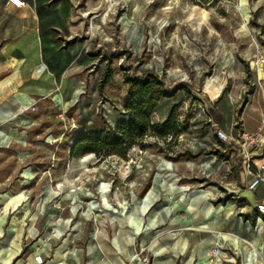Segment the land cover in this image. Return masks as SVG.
I'll return each mask as SVG.
<instances>
[{
	"label": "rangeland",
	"instance_id": "obj_1",
	"mask_svg": "<svg viewBox=\"0 0 264 264\" xmlns=\"http://www.w3.org/2000/svg\"><path fill=\"white\" fill-rule=\"evenodd\" d=\"M74 10L80 17L70 26L74 39L86 42L90 62L85 67L71 62L77 63L71 72L84 73L79 107L66 123L54 121L56 129L67 130L66 137L47 152L50 164L38 166L49 175L48 189H68L69 205L86 206L87 233L113 227L114 234L140 238L142 252L147 216L163 205L164 194L173 200L208 189L213 203L236 199L234 166L248 157L235 141H222L218 131L239 138L251 131L245 123L256 124L261 113L256 130L264 133V0H80ZM148 74L161 81L156 87L171 92L157 102L153 121H164L174 109L180 132L163 138L149 131L126 157L93 152L71 157L74 134L111 124L133 89L128 78ZM219 158L230 163L216 164ZM149 191L147 208L143 199ZM93 197L114 213L93 210ZM153 226V235L166 230Z\"/></svg>",
	"mask_w": 264,
	"mask_h": 264
},
{
	"label": "crops",
	"instance_id": "obj_2",
	"mask_svg": "<svg viewBox=\"0 0 264 264\" xmlns=\"http://www.w3.org/2000/svg\"><path fill=\"white\" fill-rule=\"evenodd\" d=\"M79 1L26 0L15 7L0 0V264H264V215L257 208L264 201V169L250 189L257 167L244 161L234 166V201L213 203L208 189L173 200L164 194L163 205L147 216L142 252L140 238L114 234L113 227L87 233L86 206L69 205L68 189L47 188L49 175L38 165L50 164L47 152L67 134L54 121L79 107L84 73L68 66L90 62L86 42L74 39L70 26L80 17L74 10ZM262 117L245 128L256 130ZM255 161L264 164V152ZM156 223L166 230L153 235ZM146 255L150 262L142 260Z\"/></svg>",
	"mask_w": 264,
	"mask_h": 264
},
{
	"label": "trees",
	"instance_id": "obj_3",
	"mask_svg": "<svg viewBox=\"0 0 264 264\" xmlns=\"http://www.w3.org/2000/svg\"><path fill=\"white\" fill-rule=\"evenodd\" d=\"M128 81L133 89L124 98V110L115 123L108 126L94 124L77 131L70 145L72 157L92 152L102 156L117 154L126 157L132 146L149 131L163 138L180 132L174 109L164 121L154 122L152 119L160 98L171 94L156 87L161 83L157 76L148 74L145 77L128 78ZM228 199L225 197L221 201L226 202Z\"/></svg>",
	"mask_w": 264,
	"mask_h": 264
},
{
	"label": "built area",
	"instance_id": "obj_4",
	"mask_svg": "<svg viewBox=\"0 0 264 264\" xmlns=\"http://www.w3.org/2000/svg\"><path fill=\"white\" fill-rule=\"evenodd\" d=\"M9 2L15 7H23L27 4L26 0H9ZM35 36L36 35L34 34L33 37H35ZM76 64L77 63H71L70 66H68V70L74 68ZM116 118H113L111 120L112 125L115 123ZM74 126L76 128H78V125L75 123H74ZM77 130H79V129H77ZM218 135L222 141L229 142V143L232 141H235L240 146L241 150L243 152H246L248 159L245 161V165L247 166V168L251 169L253 165H255L257 167L253 179L248 184V187L250 189L255 188L260 183V181L263 179V175L261 173V170L264 169V164L259 165L255 161L256 156L255 155L253 156L252 154L262 155L264 152V133L262 132V129H259L256 131L245 130V131L241 132L239 138H234L232 135H229L227 132H225L222 129H220L218 131ZM102 186L104 187V185H102ZM75 190L76 189H73L74 192H75ZM102 192L103 191L101 190V193ZM101 201H102V199H100V198L97 199L96 197H93L90 199L89 206L93 210H95V209L102 210L105 207L103 205H100ZM111 206L114 207L113 203H111ZM114 208L118 210L117 207H114ZM257 208L264 215V201L258 202ZM105 209H107V208H105ZM107 211H112L114 213L113 209H107ZM4 212H5L4 211V205L0 204V215ZM113 217H115L114 214H113ZM217 250H219V249H217Z\"/></svg>",
	"mask_w": 264,
	"mask_h": 264
},
{
	"label": "bare ground",
	"instance_id": "obj_5",
	"mask_svg": "<svg viewBox=\"0 0 264 264\" xmlns=\"http://www.w3.org/2000/svg\"><path fill=\"white\" fill-rule=\"evenodd\" d=\"M147 200H148V197H146V198L144 199L145 202H147ZM146 207H147V205H146Z\"/></svg>",
	"mask_w": 264,
	"mask_h": 264
}]
</instances>
